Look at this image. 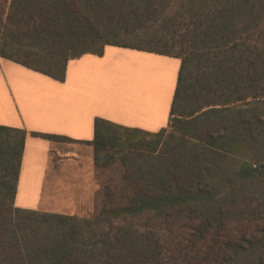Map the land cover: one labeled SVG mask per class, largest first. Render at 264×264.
<instances>
[{"label": "trees", "instance_id": "16d2710c", "mask_svg": "<svg viewBox=\"0 0 264 264\" xmlns=\"http://www.w3.org/2000/svg\"><path fill=\"white\" fill-rule=\"evenodd\" d=\"M106 46L180 60L168 124L94 119L87 217L15 206L0 125V264H264V0H0V58L64 81Z\"/></svg>", "mask_w": 264, "mask_h": 264}, {"label": "crops", "instance_id": "0c3cea01", "mask_svg": "<svg viewBox=\"0 0 264 264\" xmlns=\"http://www.w3.org/2000/svg\"><path fill=\"white\" fill-rule=\"evenodd\" d=\"M179 66L177 58L106 46L102 56L85 54L69 61L64 81H58L0 58V125L27 132L15 206L44 211L40 209V198L54 142L32 136L31 132L69 138L88 153L92 151L87 142L94 138L96 117L157 132L168 124ZM117 79L124 81L123 90L118 92ZM64 161L63 172L79 171L71 166V157L62 160V165ZM85 175L89 182L94 181L96 194L99 187L93 151ZM63 201L69 203L66 209L75 207L74 199Z\"/></svg>", "mask_w": 264, "mask_h": 264}, {"label": "rangeland", "instance_id": "374dc122", "mask_svg": "<svg viewBox=\"0 0 264 264\" xmlns=\"http://www.w3.org/2000/svg\"><path fill=\"white\" fill-rule=\"evenodd\" d=\"M115 84L117 92L123 90L124 81L122 79H117ZM110 88H112V82H110ZM91 152L90 149V153ZM90 153H88V149L77 147V145H73L71 141H54L51 148L50 163L47 168L48 172L42 188L40 209L83 217H87L94 212V202L96 198L93 192V186L95 183L94 181L89 182V179H87L85 175ZM67 157H71V166L74 168L77 167V169H79L78 172H63L66 161H64L62 165V160ZM104 177L105 176L102 175L97 179L99 185ZM63 199L72 201L74 199L75 207L70 210L66 209L65 206L69 203L66 201L62 202Z\"/></svg>", "mask_w": 264, "mask_h": 264}]
</instances>
